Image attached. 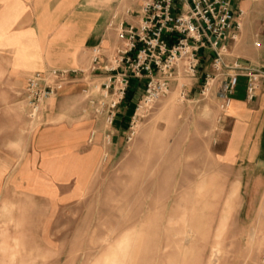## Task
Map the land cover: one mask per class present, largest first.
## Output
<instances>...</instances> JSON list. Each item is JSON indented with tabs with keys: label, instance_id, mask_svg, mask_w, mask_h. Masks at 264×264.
I'll use <instances>...</instances> for the list:
<instances>
[{
	"label": "rangeland",
	"instance_id": "374dc122",
	"mask_svg": "<svg viewBox=\"0 0 264 264\" xmlns=\"http://www.w3.org/2000/svg\"><path fill=\"white\" fill-rule=\"evenodd\" d=\"M27 34L15 32L14 44L5 50L1 44L11 42V35L0 31V140L7 134L16 140L22 134L32 136L41 123L54 122L51 112L77 116L71 106L60 110L64 107L55 96L41 121L31 122L25 115L22 91L29 72L63 62L41 65L44 44L24 40ZM82 55L86 61L78 68L87 69L89 46ZM79 82L84 95L94 94L88 80L72 83ZM200 86V79L178 78L166 95L121 126L116 140L107 142L104 133L98 166L78 198L67 203L32 199L24 209L0 214L6 219L0 221V264H91L126 245L127 236L132 240L121 257L126 264H206L209 257L212 264H264V169L247 173L246 161L235 162L229 148L234 141L220 136L215 89L204 96ZM143 92L134 97V109L130 101L125 114L135 113ZM92 114L88 109L82 113L91 121ZM103 127L98 121L95 133ZM80 177H86L81 169ZM233 187L232 211L216 243ZM210 224L213 228L206 231ZM176 233L185 235V247L176 241Z\"/></svg>",
	"mask_w": 264,
	"mask_h": 264
},
{
	"label": "crops",
	"instance_id": "0c3cea01",
	"mask_svg": "<svg viewBox=\"0 0 264 264\" xmlns=\"http://www.w3.org/2000/svg\"><path fill=\"white\" fill-rule=\"evenodd\" d=\"M232 6L235 10L242 9L244 14L240 29L229 31V36L237 32V39L228 37L225 60L237 61L264 73V0H236ZM137 7L138 0H0V31H6L12 40L1 45L10 50L15 32L26 31L24 40L44 44L41 65L61 59L63 62L58 68L76 69L86 61L82 50L87 46L100 43L106 54L121 44L110 23H136ZM56 31L61 35H56ZM211 58V51L201 52V75L211 70ZM37 70L42 69L30 71L26 80ZM72 82L65 84L55 99L59 97L56 103L64 107L60 110L71 106L77 116L51 112L54 122L41 123L32 136L22 134L16 140L15 135L7 134L0 140V214L13 212L15 207L24 209L32 199L46 202L48 198H56L67 203L78 198L84 183L92 179L101 156L105 128L95 133L99 120L91 121L82 115L87 109L91 113L89 99L93 93L88 91L89 95H84L81 83ZM143 89L142 79H132L110 128L112 141L123 132L121 126L128 124L137 102L134 97ZM72 101H75L73 105ZM130 101H133V109L127 115L125 111ZM49 105L47 101L46 111ZM59 114L64 117L58 118ZM219 114L220 136L234 141L229 148L234 151L235 162L246 161L247 173L264 169V77L256 96L249 99L246 77L239 76L226 112ZM63 139L66 142L59 144ZM79 169L86 177L79 178Z\"/></svg>",
	"mask_w": 264,
	"mask_h": 264
},
{
	"label": "built area",
	"instance_id": "2783aa9c",
	"mask_svg": "<svg viewBox=\"0 0 264 264\" xmlns=\"http://www.w3.org/2000/svg\"><path fill=\"white\" fill-rule=\"evenodd\" d=\"M234 1L138 0L136 23H110L121 40L110 56L96 43L89 46L87 69L49 67L34 71L27 78L23 91L26 116L31 122L41 121L46 102L74 80H88L95 91L89 105L104 125L107 142L111 141L110 128L118 106L135 78L144 81V92L131 122L139 109L166 95L178 78L200 79V93L204 96L215 89L221 113L226 112L241 75L246 77L247 97L253 99L264 73L225 60L228 37L237 39V32L229 36V31L240 29L244 14L240 8L233 9ZM203 50L211 51L212 58L211 70L201 75Z\"/></svg>",
	"mask_w": 264,
	"mask_h": 264
},
{
	"label": "bare ground",
	"instance_id": "6f19581e",
	"mask_svg": "<svg viewBox=\"0 0 264 264\" xmlns=\"http://www.w3.org/2000/svg\"><path fill=\"white\" fill-rule=\"evenodd\" d=\"M64 87V86H63ZM62 87V88H63ZM61 88V89H62ZM214 187V189L215 190H217V188H216V186H213ZM234 195V187H233V190H231L228 194H227V196H226V201H225V204H224V210H223V213H224V221H222V222H220V224L217 226V229H216V234H215V238H216V240H215V242L216 243H218L219 242V238H220V236L222 235V232H223V230H224V227H225V224H226V222H227V218H228V215H229V213H231V211H232V205L231 204H233V202L232 201H230V199L232 198V196ZM218 201H215L214 202V210H217L218 209V207H217V203ZM233 211H234V208H233ZM202 219V218H201ZM202 221H203V219H202ZM200 222V221H199ZM211 228H213V225H209V226H207V227H205V229H206V231L207 230H210ZM189 233V232H188ZM192 234V233H191ZM175 235H177L178 236V239L176 240V241H178V242H180V244L181 245H183L184 247H185V242H183L184 241V238H185V235L184 236H179V234L178 233H176ZM189 236V235H188ZM187 236V237H188ZM191 238V237H190ZM189 238V239H190ZM189 239H187V240H189ZM193 238H191L190 239V241L192 240ZM188 242V241H187ZM214 242V241H213ZM220 243V242H219ZM186 245H188V244H186ZM212 247V246H211ZM212 249V248H211ZM215 250V249H214ZM220 250V249H219ZM218 250V251H219ZM210 253H212V252H210ZM218 253V252H217ZM215 254V253H214ZM210 255V254H209ZM211 256H212V254H211ZM202 255L201 254H199L198 255V259L199 260H202ZM218 258V257H217ZM212 258L211 257H209V259L207 260V262H206V264H212ZM213 259H215V258H213ZM98 260V259H97ZM216 260V259H215ZM215 263H217L216 261H215ZM214 263V264H215ZM245 263V262H244Z\"/></svg>",
	"mask_w": 264,
	"mask_h": 264
},
{
	"label": "clouds",
	"instance_id": "9594fccd",
	"mask_svg": "<svg viewBox=\"0 0 264 264\" xmlns=\"http://www.w3.org/2000/svg\"><path fill=\"white\" fill-rule=\"evenodd\" d=\"M128 237V243L120 246L118 250L110 252L109 255L102 257L101 259L92 261L91 264H126L125 260L122 259V255L126 252L127 247L131 243L132 237ZM106 242V240H105Z\"/></svg>",
	"mask_w": 264,
	"mask_h": 264
}]
</instances>
